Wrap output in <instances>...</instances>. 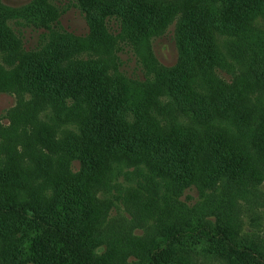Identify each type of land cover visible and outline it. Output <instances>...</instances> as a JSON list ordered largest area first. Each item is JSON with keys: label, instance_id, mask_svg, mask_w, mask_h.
Listing matches in <instances>:
<instances>
[{"label": "trees", "instance_id": "trees-1", "mask_svg": "<svg viewBox=\"0 0 264 264\" xmlns=\"http://www.w3.org/2000/svg\"><path fill=\"white\" fill-rule=\"evenodd\" d=\"M219 1L221 6L214 16L203 1H189L194 9L185 24L188 32L184 35L187 45L183 42V51H195L193 65L188 70L181 60L176 69L165 68V77L159 78L154 88L145 93L132 86L149 84L140 64L143 78L127 76L120 68L121 61L115 68L117 74L94 62L84 63L78 70L66 66L64 61L74 50L65 41L84 36L58 32L62 30L60 11L52 17L42 13L21 17L28 26L44 31V41L37 48L26 51L22 48L25 52L16 64L17 75L22 82L35 86L38 93L51 96L53 108L57 104L62 106V121L58 125L73 123L78 128V133L73 129L72 136L60 144L59 150L64 153L60 158L67 157L69 169L73 159L79 161L80 168L56 177L55 198L48 205L36 199L34 203L19 198L17 191L9 193L10 184L0 180V264H104L91 248L92 223L99 209L90 187L110 163L135 169L145 166L159 177L157 185L163 186L165 196L170 183L183 189L192 184L199 187L198 181L244 178L246 157L231 145L236 139L231 140L230 131L234 129L240 137L248 134L246 95L241 83L250 72L255 74L252 84L262 87L264 83V50L257 51L258 55L252 49L255 42L249 35L251 23L257 17L251 12L256 9V14L264 19V10H260L264 0ZM132 8L141 11L139 5ZM151 15L154 14L148 11L144 18ZM86 17L90 20L88 14ZM142 22L140 17L135 24L144 29ZM126 29L125 22V33ZM56 35L66 37L55 41ZM202 52L208 56L206 59L202 58ZM218 57L232 60L228 62L232 63L229 78L217 75L215 67L220 66H215L214 61ZM201 66L202 70L206 67L208 74H202L210 82L208 89L215 85L213 90H199L202 79L195 75V68L200 70ZM31 93L36 99V94ZM169 108L173 111L169 112ZM185 221L179 229L157 237L141 264H184L178 259L183 246L204 243L230 264H264V254L256 246L234 242L222 227Z\"/></svg>", "mask_w": 264, "mask_h": 264}, {"label": "rangeland", "instance_id": "rangeland-1", "mask_svg": "<svg viewBox=\"0 0 264 264\" xmlns=\"http://www.w3.org/2000/svg\"><path fill=\"white\" fill-rule=\"evenodd\" d=\"M140 1L0 0V180L10 184L9 193L17 191L19 198L48 205L55 198L56 177L80 168L79 161L73 159L69 169L67 157V162L60 158L64 153L59 150L60 144L72 136L73 129L78 133V128L73 123L58 125V121H62V106L57 104L53 108L51 96L38 93L35 86L22 82L17 75L16 64L21 54L44 41V31L28 26L21 17L30 18L29 15L40 13L52 17L60 11L62 30L58 32L84 36L65 41L74 50L64 61L66 66L72 65L78 70L82 64L94 62L106 66L111 74H117L115 68L121 61L120 68L127 76L143 78L141 65L149 84L132 86L145 93L154 88L159 78L165 77V68L176 69L182 60L187 69H191L195 51H183V47L187 45L185 24L194 8L190 0ZM197 1L206 3L213 16L221 6L219 0ZM138 5L141 11L133 10L132 7ZM260 10L263 11L264 6ZM148 11L154 15L144 18ZM256 12V9L251 12L257 17L251 23L249 35L255 42L252 49L258 54L257 51L264 50V19ZM140 17L144 29L135 24ZM125 22L128 24L126 33L123 31ZM58 36L54 37L55 41L66 37ZM221 49L226 52L224 46ZM201 56L208 57L204 52ZM224 59L216 58L214 62L215 66H220L215 67L217 75L226 79L230 77L228 70L232 63L228 62L232 60ZM205 69L195 68V75L202 79L199 90H213L215 85L208 89L210 82L205 81L203 74H208ZM255 69L258 67L253 68L256 72ZM209 71V75L213 74L212 67ZM251 80H255L253 72L241 83L246 95L244 112L248 134L240 137L234 129L230 131L231 140L236 139L231 145L246 157L244 178L198 181L199 187L192 184L183 189L170 183L165 196L163 186L157 185L159 177L145 166L135 169L110 163L90 187L94 189L90 192L99 209L92 223L91 248L99 260L105 261L104 264H141L157 237L179 229L189 219L222 227L234 242L251 244L264 254V77L262 87L252 84ZM31 92L36 94V99ZM54 100L58 101L56 97ZM162 100L167 101L166 97ZM172 111L169 108V112ZM188 208L192 211L188 212ZM186 247L178 254L184 264H230L223 255L211 252L205 243Z\"/></svg>", "mask_w": 264, "mask_h": 264}]
</instances>
